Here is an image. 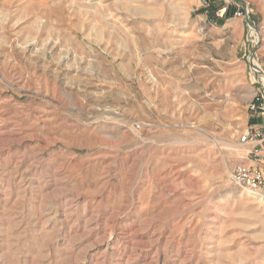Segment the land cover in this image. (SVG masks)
I'll return each mask as SVG.
<instances>
[{
    "label": "rangeland",
    "instance_id": "374dc122",
    "mask_svg": "<svg viewBox=\"0 0 264 264\" xmlns=\"http://www.w3.org/2000/svg\"><path fill=\"white\" fill-rule=\"evenodd\" d=\"M263 148L264 0H0V264H264Z\"/></svg>",
    "mask_w": 264,
    "mask_h": 264
},
{
    "label": "built area",
    "instance_id": "2783aa9c",
    "mask_svg": "<svg viewBox=\"0 0 264 264\" xmlns=\"http://www.w3.org/2000/svg\"><path fill=\"white\" fill-rule=\"evenodd\" d=\"M220 11L225 12L226 6L220 8ZM248 6L242 4L240 7L234 9L233 14L236 16H248ZM255 137H261L260 131L254 132ZM230 180L236 186L246 190H261L264 187V174L262 169L255 166L237 164L230 172Z\"/></svg>",
    "mask_w": 264,
    "mask_h": 264
},
{
    "label": "crops",
    "instance_id": "0c3cea01",
    "mask_svg": "<svg viewBox=\"0 0 264 264\" xmlns=\"http://www.w3.org/2000/svg\"><path fill=\"white\" fill-rule=\"evenodd\" d=\"M258 121L257 123H259ZM256 164H260V162H264V148L261 151H257V156L255 157L254 161Z\"/></svg>",
    "mask_w": 264,
    "mask_h": 264
},
{
    "label": "bare ground",
    "instance_id": "6f19581e",
    "mask_svg": "<svg viewBox=\"0 0 264 264\" xmlns=\"http://www.w3.org/2000/svg\"><path fill=\"white\" fill-rule=\"evenodd\" d=\"M248 192L253 193L255 196H257L258 198L260 197L261 199L264 200V193L258 191V190H248ZM260 200V199H259Z\"/></svg>",
    "mask_w": 264,
    "mask_h": 264
}]
</instances>
